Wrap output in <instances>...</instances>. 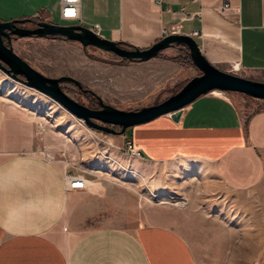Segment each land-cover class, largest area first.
Returning <instances> with one entry per match:
<instances>
[{"label":"crops","instance_id":"crops-1","mask_svg":"<svg viewBox=\"0 0 264 264\" xmlns=\"http://www.w3.org/2000/svg\"><path fill=\"white\" fill-rule=\"evenodd\" d=\"M79 11L81 26L96 24L101 38L124 47L147 49L166 36L184 35L222 71L236 66L251 80L264 73V0H80ZM11 20L75 25L60 19L59 0H0V21ZM186 51L168 48L163 58L132 62L143 88H171L199 75L192 64L174 60ZM32 121L29 112L0 100V264H196L188 242L165 224L168 206L143 204L130 226L89 227L86 214L108 199L105 184L73 160L66 142L53 144L46 133L36 137ZM115 141L139 152L133 159L141 187L151 195L217 201L224 197L212 178L237 194L264 184V110L243 115L222 93L198 98L177 122L162 116ZM68 176L89 185L68 190Z\"/></svg>","mask_w":264,"mask_h":264},{"label":"rangeland","instance_id":"rangeland-1","mask_svg":"<svg viewBox=\"0 0 264 264\" xmlns=\"http://www.w3.org/2000/svg\"><path fill=\"white\" fill-rule=\"evenodd\" d=\"M24 27L34 25L25 23ZM12 47L21 59L45 77L77 80L81 89L71 83H61V89L71 99L91 109L100 108V99L119 110H140L160 103L166 95L175 94L184 85L167 88L170 85L157 84L143 88L145 82L140 80L138 65L61 39L17 38L12 39ZM186 56L187 51L182 59L174 60L190 65ZM157 58L163 56L159 53ZM231 73L246 77L241 72ZM252 80L264 83V73ZM222 94L231 99L243 115L264 110L262 100L238 93ZM0 98L5 106L17 105L37 120L32 121L36 137L41 138L46 133L45 136L51 134L53 144L66 142L67 153L75 155L73 160L83 169L93 171L105 184L108 199L86 214L90 217L89 227L130 226L136 218L135 210L138 213L143 204L165 205L170 209L164 213L165 224H170L188 242L196 264H264V184L250 194H237L221 189L212 178L217 192L226 198L217 201L216 196H195V201L193 196L186 195H151L141 187L139 166L134 157L115 143L119 128L109 126L115 133L90 128L51 98L1 70ZM41 153L52 159L48 151L43 149ZM129 202L131 205H127Z\"/></svg>","mask_w":264,"mask_h":264},{"label":"water","instance_id":"water-1","mask_svg":"<svg viewBox=\"0 0 264 264\" xmlns=\"http://www.w3.org/2000/svg\"><path fill=\"white\" fill-rule=\"evenodd\" d=\"M25 23H33V28H25ZM62 38L79 43L83 48L92 47L130 62H147L156 58L168 48L181 47L187 50L192 65L199 75L188 80L175 94L158 104L136 111H123L104 104L98 99L99 109H91L67 96L61 83H71L81 89L80 83L71 77L48 78L29 66L11 48L12 39L17 38ZM0 70L58 103L63 109L90 128L115 133L110 127L125 130L149 123L159 117L169 115L177 122L185 107L198 98L214 91L238 93L256 100L264 101V83L225 72L210 64L201 54L194 39L184 35H169L147 49L124 47L91 33L80 25H59L45 21L11 20L0 21ZM105 125V126H104Z\"/></svg>","mask_w":264,"mask_h":264},{"label":"built area","instance_id":"built-area-1","mask_svg":"<svg viewBox=\"0 0 264 264\" xmlns=\"http://www.w3.org/2000/svg\"><path fill=\"white\" fill-rule=\"evenodd\" d=\"M227 5L224 6V8ZM80 0H59V17L64 22L74 23L75 25L81 26L80 19ZM87 28L91 33L100 37V28L98 25L94 24ZM164 35V34H163ZM193 37H198V32H193ZM232 70L236 72L238 68L236 66L232 67ZM126 152L128 155L134 158H139L140 154L137 150L133 149L130 145L126 146ZM66 186L68 190H83L88 186L86 182L80 176H68L66 179Z\"/></svg>","mask_w":264,"mask_h":264},{"label":"trees","instance_id":"trees-1","mask_svg":"<svg viewBox=\"0 0 264 264\" xmlns=\"http://www.w3.org/2000/svg\"><path fill=\"white\" fill-rule=\"evenodd\" d=\"M31 21H33V20H31ZM120 45H122V44H120ZM128 47H129V46H128ZM129 48H133V47H129ZM186 57H187L189 63L192 64V63H191V60H190V58H189V56H186ZM183 86H184V85H183ZM183 86H182V87H183ZM182 87H180V88H182Z\"/></svg>","mask_w":264,"mask_h":264},{"label":"bare ground","instance_id":"bare-ground-1","mask_svg":"<svg viewBox=\"0 0 264 264\" xmlns=\"http://www.w3.org/2000/svg\"><path fill=\"white\" fill-rule=\"evenodd\" d=\"M214 93H218V95H220L221 93L220 92H218V91H214V92H212V94H214Z\"/></svg>","mask_w":264,"mask_h":264}]
</instances>
